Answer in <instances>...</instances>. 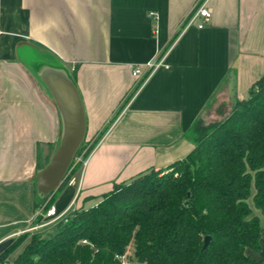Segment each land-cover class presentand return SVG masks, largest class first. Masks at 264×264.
Listing matches in <instances>:
<instances>
[{"label": "crops", "instance_id": "0c3cea01", "mask_svg": "<svg viewBox=\"0 0 264 264\" xmlns=\"http://www.w3.org/2000/svg\"><path fill=\"white\" fill-rule=\"evenodd\" d=\"M201 3L213 14L202 30L188 24ZM150 61L162 66L147 72ZM263 77L264 0H0V244L36 225L40 157L46 166L60 143L68 80L85 142L109 129L77 185L67 176L48 199L58 215L185 159L195 124L226 119ZM254 212L261 249L245 254L264 264Z\"/></svg>", "mask_w": 264, "mask_h": 264}, {"label": "trees", "instance_id": "16d2710c", "mask_svg": "<svg viewBox=\"0 0 264 264\" xmlns=\"http://www.w3.org/2000/svg\"><path fill=\"white\" fill-rule=\"evenodd\" d=\"M190 136L195 148L185 159L135 177L95 207L77 209L49 237L33 235L26 244L29 233L19 236L0 263L118 264L115 256L134 242L139 264H261L245 253L261 249V221L248 201L254 189V207L264 217V77L226 119L208 126L198 121ZM48 199L36 203L39 221L52 206Z\"/></svg>", "mask_w": 264, "mask_h": 264}, {"label": "water", "instance_id": "95a60500", "mask_svg": "<svg viewBox=\"0 0 264 264\" xmlns=\"http://www.w3.org/2000/svg\"><path fill=\"white\" fill-rule=\"evenodd\" d=\"M68 93L56 94L60 106L64 127L59 145L47 164L37 175V186L40 200L54 194L64 183L69 171L82 148L86 138V119L82 101L72 80H68ZM211 238L205 239V248ZM13 243L12 240L0 244V254Z\"/></svg>", "mask_w": 264, "mask_h": 264}, {"label": "built area", "instance_id": "2783aa9c", "mask_svg": "<svg viewBox=\"0 0 264 264\" xmlns=\"http://www.w3.org/2000/svg\"><path fill=\"white\" fill-rule=\"evenodd\" d=\"M213 14L212 11L207 7L205 3H201L198 5L194 13L192 14L191 18L189 19V26L192 25L194 22L198 21L199 25L198 28L202 30L206 24H208L212 20ZM162 66V63L155 61H150L146 65L147 72H152L159 67ZM143 72L141 68L135 69L133 72V75L135 77L142 76ZM85 154H81L76 157L73 166L71 167L69 174H68V185L73 187L76 186L78 183V175L75 172V169L80 166V170L77 173H80L84 170L87 164V159L84 158ZM77 211V208L75 207V202L71 205V207L62 215H58L57 209L54 205L50 206L49 209L43 214V219L47 220L45 226H54L60 223H67L70 218L75 214ZM36 228H33L32 230H35ZM84 246H89L91 249H95V246L90 243L88 240H83L81 242ZM115 260L118 262V264H139L135 257V252L133 253L131 249L128 247V249L125 251L122 255H116ZM0 264H10V262H4Z\"/></svg>", "mask_w": 264, "mask_h": 264}, {"label": "rangeland", "instance_id": "374dc122", "mask_svg": "<svg viewBox=\"0 0 264 264\" xmlns=\"http://www.w3.org/2000/svg\"><path fill=\"white\" fill-rule=\"evenodd\" d=\"M235 108V107H234ZM234 110V109H233ZM233 110H232V112H233ZM202 123H203V126H208V125H214V124H216V123H218V122H212V121H207V122H203L202 121ZM198 127V126H197ZM96 142V140H91V141H86V142H84V144H83V147H82V153L81 154H86L89 150H90V148L92 147V145L94 144ZM44 157H40V163H39V166H42V167H45V163H44ZM165 172H167V171H165ZM128 184V182H125V183H116L113 187H112V190L109 192L110 194L111 193H114V192H117V191H120L125 185H127ZM108 193V194H109ZM254 194H255V190L253 189V191H252V197L250 198V200L248 201V203L250 204V206L252 207V208H254V210H256L255 209V207H254V204H253V196H254ZM50 198V197H49ZM102 198V197H101ZM258 213H259V215H261L262 216V214H261V212L260 211H258ZM42 214V210H40V212H38V216H37V218L40 216ZM74 217V215L72 216V218ZM263 217V216H262ZM46 222H47V220L45 219H43L42 221H39L38 219H37V221H36V225H35V227L34 228H36L35 230H32V231H30V232H28L29 233V235H28V239H27V242H26V244L27 243H29L30 242V240H31V238H32V236L33 235H36L37 237H49V236H51V235H53L55 232H56V228L58 227L57 225H54V226H51V225H49V226H45L46 225ZM22 236V235H21ZM131 248V247H130ZM133 247L131 248V251L133 252ZM15 255H16V253H14V254H12L11 255V259H13L14 257H15Z\"/></svg>", "mask_w": 264, "mask_h": 264}]
</instances>
